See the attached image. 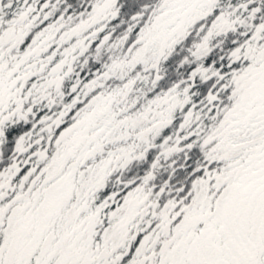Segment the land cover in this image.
I'll return each mask as SVG.
<instances>
[{
  "label": "snow or ice",
  "instance_id": "obj_1",
  "mask_svg": "<svg viewBox=\"0 0 264 264\" xmlns=\"http://www.w3.org/2000/svg\"><path fill=\"white\" fill-rule=\"evenodd\" d=\"M0 264H264V0H0Z\"/></svg>",
  "mask_w": 264,
  "mask_h": 264
}]
</instances>
